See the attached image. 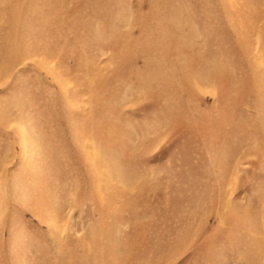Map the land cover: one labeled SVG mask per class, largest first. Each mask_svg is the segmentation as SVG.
Segmentation results:
<instances>
[{
    "label": "rangeland",
    "instance_id": "374dc122",
    "mask_svg": "<svg viewBox=\"0 0 264 264\" xmlns=\"http://www.w3.org/2000/svg\"><path fill=\"white\" fill-rule=\"evenodd\" d=\"M0 264H264V0H0Z\"/></svg>",
    "mask_w": 264,
    "mask_h": 264
}]
</instances>
